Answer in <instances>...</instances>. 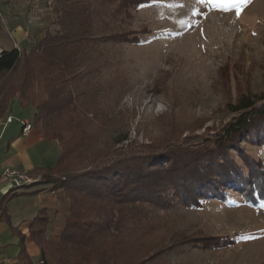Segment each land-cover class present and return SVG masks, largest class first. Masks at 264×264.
<instances>
[{"label": "rangeland", "instance_id": "374dc122", "mask_svg": "<svg viewBox=\"0 0 264 264\" xmlns=\"http://www.w3.org/2000/svg\"><path fill=\"white\" fill-rule=\"evenodd\" d=\"M83 2L99 11L103 36L89 44L80 77L64 86L61 100L77 111L61 113L58 122L64 134L85 136L86 157L98 151L114 158L120 150L125 158L155 154L160 158L154 162L166 169L172 154L182 158L217 150V138L235 116L228 105L243 94L264 92V0H251L239 16L235 8L224 10L208 0ZM55 3L0 0V49L28 50L46 31L58 30ZM116 33L123 38L110 40ZM20 85L19 73L0 77V121L9 115L14 125L21 127L25 119L40 130L31 103L41 92L25 90L23 101L31 105L28 110L23 103L24 112ZM239 145L264 170V143ZM228 156L247 172L241 155ZM78 162L72 159L69 169ZM50 174H40L41 180L65 173L60 168ZM227 192L226 200L211 197L199 208L181 202L163 211L136 207L139 212L123 219L119 234L115 225L106 230L98 243L103 259L89 264H264V201L253 206L241 191L228 187Z\"/></svg>", "mask_w": 264, "mask_h": 264}, {"label": "trees", "instance_id": "16d2710c", "mask_svg": "<svg viewBox=\"0 0 264 264\" xmlns=\"http://www.w3.org/2000/svg\"><path fill=\"white\" fill-rule=\"evenodd\" d=\"M55 1L53 11L58 30L54 33L46 31L28 50L12 48L0 52V77L20 74L21 108L25 103L23 99H27L25 90L37 87L41 97L31 104L35 105L33 121L40 130L35 128L47 140L58 141L61 148L54 167L36 171L46 176L47 173L56 174L61 168L64 175L43 179V183L62 191L69 200V215L58 235H46L49 218L45 209H41L31 221L30 237L38 245L43 262L89 264L101 261L104 251L98 250V243L104 241L106 230L115 225L119 234L120 227L125 226L123 219L131 218L132 212H139L136 207L141 205L153 211L166 210L179 202L189 208H199L200 201L211 197L226 200L228 187L241 191L244 201L253 206L264 201V170L258 162L245 155L239 145L240 142L251 145L264 143V92L258 96L243 94L235 104L228 105L227 108L235 116L217 138V150L204 154L186 153L182 158L181 155L175 158L172 154L174 159L166 169L163 163L154 162L160 158L155 154L125 158V151L120 150L113 154L114 158L98 151L92 158L86 157L82 149L85 136L64 134L58 115L77 111L76 107L70 108L66 101L61 100L66 94L64 86L80 77L81 68L89 59L86 56L91 50L89 44L103 36H99L103 24L99 22V11L89 3H80V0ZM119 9L121 6L112 10L111 16L114 17ZM108 37L110 40L123 38L121 33ZM124 41H127V36ZM31 104L26 106L25 103V108ZM71 122V119L66 122L68 128ZM230 151L242 156L246 173L241 165L229 159ZM214 153H220L223 158L214 157ZM74 158L81 159V162L73 163L69 169V163ZM82 158L89 160L84 164ZM176 164L181 168L174 169ZM18 188H12L1 198L0 220L7 218L8 201L21 194L16 190ZM12 231L19 236L20 259L30 264L24 236L15 229Z\"/></svg>", "mask_w": 264, "mask_h": 264}, {"label": "crops", "instance_id": "0c3cea01", "mask_svg": "<svg viewBox=\"0 0 264 264\" xmlns=\"http://www.w3.org/2000/svg\"><path fill=\"white\" fill-rule=\"evenodd\" d=\"M12 48L14 46L10 45L0 49V52ZM13 105L18 103L13 102ZM12 106L11 112L14 110ZM4 120L0 121V200L15 188L12 181L3 176L6 169L26 172L32 182L16 189L21 194L10 199L6 205L7 218L0 220V261L7 260L2 264H26L20 259L19 236L12 231L15 229L24 236L28 263L39 264L40 249L29 232L31 221L41 209H45L49 218L46 235H58L68 216L69 201L64 198L62 191L43 183L40 173L36 171L54 167L61 148L58 141L47 140L35 127L23 135L20 125H14L13 120L5 124Z\"/></svg>", "mask_w": 264, "mask_h": 264}, {"label": "built area", "instance_id": "2783aa9c", "mask_svg": "<svg viewBox=\"0 0 264 264\" xmlns=\"http://www.w3.org/2000/svg\"><path fill=\"white\" fill-rule=\"evenodd\" d=\"M13 120V118L11 116H7L5 119V124L11 123ZM21 124V133L23 135H26L32 128L33 125L31 122L25 121V120H20L19 121ZM3 176L12 181V183L15 185V187H21L23 185L26 184H30L32 182V179L30 177H28V175L26 174V172L24 171H20V170H10V169H6L3 172ZM7 262V260H2L0 261V264ZM39 264H44V262L42 260L39 261Z\"/></svg>", "mask_w": 264, "mask_h": 264}, {"label": "snow or ice", "instance_id": "6c2138e0", "mask_svg": "<svg viewBox=\"0 0 264 264\" xmlns=\"http://www.w3.org/2000/svg\"><path fill=\"white\" fill-rule=\"evenodd\" d=\"M201 2H203V0H201ZM208 2L216 4L224 10H228L229 7L235 8L236 14L239 16L243 7L247 6L251 0H208Z\"/></svg>", "mask_w": 264, "mask_h": 264}]
</instances>
